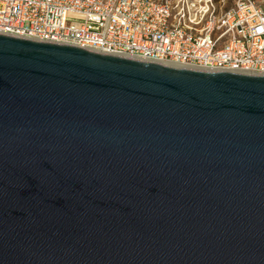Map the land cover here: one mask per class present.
I'll list each match as a JSON object with an SVG mask.
<instances>
[{"label":"water","instance_id":"1","mask_svg":"<svg viewBox=\"0 0 264 264\" xmlns=\"http://www.w3.org/2000/svg\"><path fill=\"white\" fill-rule=\"evenodd\" d=\"M0 264H264V75L0 34Z\"/></svg>","mask_w":264,"mask_h":264},{"label":"built area","instance_id":"2","mask_svg":"<svg viewBox=\"0 0 264 264\" xmlns=\"http://www.w3.org/2000/svg\"><path fill=\"white\" fill-rule=\"evenodd\" d=\"M0 34L264 75V0H0Z\"/></svg>","mask_w":264,"mask_h":264},{"label":"rangeland","instance_id":"3","mask_svg":"<svg viewBox=\"0 0 264 264\" xmlns=\"http://www.w3.org/2000/svg\"><path fill=\"white\" fill-rule=\"evenodd\" d=\"M216 1L224 9L230 8L233 4V0H216Z\"/></svg>","mask_w":264,"mask_h":264},{"label":"bare ground","instance_id":"4","mask_svg":"<svg viewBox=\"0 0 264 264\" xmlns=\"http://www.w3.org/2000/svg\"><path fill=\"white\" fill-rule=\"evenodd\" d=\"M162 64L170 65L172 67H175V68H178V69H182V70H187V69L192 70V69H194L193 67L177 65V64H172V63H162Z\"/></svg>","mask_w":264,"mask_h":264}]
</instances>
